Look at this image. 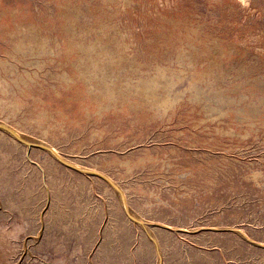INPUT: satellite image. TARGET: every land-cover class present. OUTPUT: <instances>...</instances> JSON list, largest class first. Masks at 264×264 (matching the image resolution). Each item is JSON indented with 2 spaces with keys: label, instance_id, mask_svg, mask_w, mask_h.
Masks as SVG:
<instances>
[{
  "label": "rangeland",
  "instance_id": "rangeland-1",
  "mask_svg": "<svg viewBox=\"0 0 264 264\" xmlns=\"http://www.w3.org/2000/svg\"><path fill=\"white\" fill-rule=\"evenodd\" d=\"M0 264H264V0H0Z\"/></svg>",
  "mask_w": 264,
  "mask_h": 264
},
{
  "label": "bare ground",
  "instance_id": "bare-ground-1",
  "mask_svg": "<svg viewBox=\"0 0 264 264\" xmlns=\"http://www.w3.org/2000/svg\"><path fill=\"white\" fill-rule=\"evenodd\" d=\"M4 125V124H3ZM20 136V135H19ZM23 137V136H22ZM21 140V139H20ZM29 142H33V141H29ZM33 144V143H32ZM60 157V156H59ZM66 160V159H65ZM67 162V161H66ZM72 163V162H71ZM82 168V167H81ZM114 183V182H113ZM115 185V184H114ZM120 189V188H119ZM120 198V197H119ZM130 213V212H129ZM241 232V231H240Z\"/></svg>",
  "mask_w": 264,
  "mask_h": 264
}]
</instances>
